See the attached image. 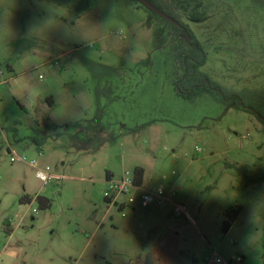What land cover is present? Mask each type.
I'll list each match as a JSON object with an SVG mask.
<instances>
[{
  "label": "rangeland",
  "instance_id": "rangeland-1",
  "mask_svg": "<svg viewBox=\"0 0 264 264\" xmlns=\"http://www.w3.org/2000/svg\"><path fill=\"white\" fill-rule=\"evenodd\" d=\"M150 2L197 39L212 80L264 92V0H200L201 20ZM166 28L137 0H0V264H264L263 125L176 96ZM138 167L187 216L109 205L107 174Z\"/></svg>",
  "mask_w": 264,
  "mask_h": 264
},
{
  "label": "trees",
  "instance_id": "trees-1",
  "mask_svg": "<svg viewBox=\"0 0 264 264\" xmlns=\"http://www.w3.org/2000/svg\"><path fill=\"white\" fill-rule=\"evenodd\" d=\"M147 1L150 2V0ZM171 3L174 8L185 12L192 19L201 20L205 17V14L199 11L202 8L200 0H171ZM151 4L159 11L169 16L167 12L161 10L155 6V4ZM159 17L167 23L166 29L171 39L172 51L174 52L175 76L173 85L176 96L185 101L194 102L202 96L208 95L224 106V115L230 110H238L253 114L263 125L264 132V92L249 89L234 91L212 80L210 76L202 70L207 62V55L197 39L191 35L187 28L175 18V16H169L174 22L164 19L161 16ZM150 24V21H148V25ZM8 69L11 70V67L8 66ZM143 128V126H138L131 131L135 132ZM45 140L46 138L36 139V142L43 145ZM235 169L245 180L249 182L257 180L249 176L246 168L235 166ZM144 173L145 171L142 167L135 169L134 175L139 183L143 182ZM108 176L107 174V177ZM37 199L39 200L41 209H46L50 206L47 199L42 197H37ZM26 200L27 201H21L31 202L30 199ZM240 210L239 207L236 210H230L228 212V220L224 222L222 228L225 234L230 230ZM7 232L9 235L11 231L9 232V230H7Z\"/></svg>",
  "mask_w": 264,
  "mask_h": 264
},
{
  "label": "built area",
  "instance_id": "built-area-1",
  "mask_svg": "<svg viewBox=\"0 0 264 264\" xmlns=\"http://www.w3.org/2000/svg\"><path fill=\"white\" fill-rule=\"evenodd\" d=\"M11 160L24 161L25 157H20L16 154L12 155ZM35 167V163H33ZM36 177L46 184L52 179H62V176H57L49 171V169L36 168ZM174 192H166L165 189L160 186L153 188L151 185H146L144 182L139 183L134 173H124L120 178L114 179L112 176H108L106 179V189L104 192V199L109 205H115L119 208H125L127 205L141 204L144 207L160 208L167 203L173 205L172 213L174 215H186V209L179 203L171 200L170 196H174ZM242 258L237 257L229 262H224L217 254H213L207 264H241Z\"/></svg>",
  "mask_w": 264,
  "mask_h": 264
},
{
  "label": "water",
  "instance_id": "water-1",
  "mask_svg": "<svg viewBox=\"0 0 264 264\" xmlns=\"http://www.w3.org/2000/svg\"><path fill=\"white\" fill-rule=\"evenodd\" d=\"M142 6H144L146 9L154 12L155 14L161 16L164 19H167L171 22H174L171 18H169L167 15H165L164 13H162L161 11H159L156 7H154L150 2H148L147 0H137Z\"/></svg>",
  "mask_w": 264,
  "mask_h": 264
},
{
  "label": "crops",
  "instance_id": "crops-1",
  "mask_svg": "<svg viewBox=\"0 0 264 264\" xmlns=\"http://www.w3.org/2000/svg\"><path fill=\"white\" fill-rule=\"evenodd\" d=\"M109 176H111L110 174H108ZM119 209H122V208H119ZM133 209H135V208H133Z\"/></svg>",
  "mask_w": 264,
  "mask_h": 264
}]
</instances>
